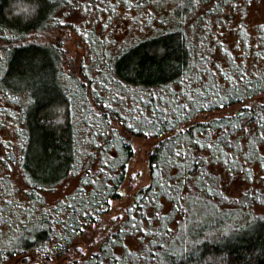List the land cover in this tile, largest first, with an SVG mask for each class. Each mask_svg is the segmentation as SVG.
Here are the masks:
<instances>
[{
    "label": "trees",
    "instance_id": "16d2710c",
    "mask_svg": "<svg viewBox=\"0 0 264 264\" xmlns=\"http://www.w3.org/2000/svg\"><path fill=\"white\" fill-rule=\"evenodd\" d=\"M148 1L159 2L134 0V4ZM49 2L52 5L49 17L36 23L29 18L31 0H0V27L6 30L8 36L19 37L9 43L0 33V51L7 49L6 56L11 61L13 72L20 65L35 67L43 64L47 73L46 87L38 92L31 86V78L27 81L18 78V83L26 84L25 90L13 91L0 87L1 99H10L19 104L17 123L10 120L16 127V135L11 145L4 147L0 143V205L7 209L0 215V264H57V257L63 258V264H100V261L117 264L113 256H122L121 264H163L161 257L155 254L163 255L164 245H171L174 241L170 232L164 231L173 215H189L194 208L200 211L208 201L220 198V188L214 181L220 174L217 169L228 171L239 167L225 164L222 159L198 162L202 156L216 153V148H200L196 140L203 138L207 143L219 139L226 151L234 152L238 164H241L240 158H246L264 167V158L260 156L264 151V138L258 135L259 131H264V126H261V117L264 116V29H261V25L264 22L258 26L256 36H250L243 21L241 5L237 3L239 7H234V10H237L238 22L234 35L237 38L238 57L226 53L222 55L224 44L219 28L225 26L223 23H228L225 16L232 13L226 12V9L233 8L232 3L219 0L220 6L216 8L217 0H200L198 5L194 0L192 4L172 0L173 8L169 14H164L158 4L155 12H149V17L146 16L149 30L155 28L148 36L118 52L103 56L100 64L107 74L123 90L133 93L131 106L136 110L139 107L143 109L142 113L137 112L136 119L126 121L123 128L126 129L128 123L135 124L140 131L128 129L130 136L154 139L144 152L146 185L121 200L120 189L126 185L128 167L135 151L123 138L122 132L109 128V117L116 119V113L109 111L102 99L92 104L86 102L88 106L94 104L104 112L95 117L98 124L91 122L88 115L92 112L91 108L82 112L77 109L76 99L85 95L83 89L80 91L81 86L84 88L82 82L89 83L85 69H95L97 62L93 60L83 64L85 62L82 61L76 65L47 40L53 32L63 30L62 24L52 22V18L66 21L69 14H74L80 8L76 5L81 4L82 0H73L71 4L66 0ZM84 2L92 4L94 0ZM210 17L214 18L216 26H212ZM159 20L161 24L156 23ZM178 20L180 23H177ZM63 25L70 26L68 22ZM177 32L180 33L179 37ZM29 36L33 40H27ZM218 36L221 37L219 41L222 46L215 39ZM25 40L28 42L25 43ZM217 47H220V52L214 50ZM165 52L168 55L165 56ZM212 54H217L220 61L212 64ZM233 58L237 64L243 62L253 85L251 89H246V84L241 83L237 94L232 92V82L226 81L219 71V66H223L229 69L231 75H236ZM62 61L75 79L79 77L78 87L70 88L63 81ZM211 69L217 70L215 77ZM256 73H260V76ZM198 76L203 80H198ZM8 81L13 82V77H8ZM212 82L216 83L217 91L224 89L222 98L210 94L206 102L190 105L187 119L174 122L177 127L192 125L185 133L166 139L172 136L173 129L164 122L160 109L156 110L154 121L159 119L161 123L155 126L148 123L155 104L164 103L153 97L152 92L168 96L175 90L179 95L187 90L195 92L201 84L208 85L211 92ZM24 93L27 96L23 99ZM90 95L96 99V93L92 90ZM245 103H251L253 107L245 110ZM221 104L225 107L221 108ZM237 108L245 111V116L240 120L230 115ZM78 111L80 118H77ZM167 115L171 117L172 113ZM137 117H140L139 121ZM217 117H221L219 123L216 122ZM145 132L150 134L145 135ZM229 136L232 140L230 144L227 143ZM253 142L258 147H254ZM181 150H187L189 155L175 156V152ZM188 163L191 164L190 168ZM9 164L11 168H8ZM208 169L214 171L213 179L208 175ZM262 172L260 185L264 189V168ZM193 177L197 179L193 181ZM70 180L72 184H69ZM177 180L187 183L173 195L168 191V181H172L175 189ZM188 183L193 185L191 190L187 187ZM208 186L212 188L210 193ZM161 191H164L162 197ZM186 195L191 197L184 203L188 212L176 207ZM81 197L94 207L77 211V220L72 215V209L78 207ZM166 198H169L170 205L166 215L155 212L154 216L159 218L146 219L148 204L151 206L154 201L159 203ZM6 200L13 203H5ZM109 200L111 204L107 203ZM116 201L121 203L116 205ZM262 201L264 192H255L246 198V206H264ZM83 211L94 212L95 216L83 217ZM121 212L124 213L123 217H120ZM113 216L117 219L112 220ZM105 217L109 219L105 220ZM79 223L86 226V231H79ZM38 224L42 227H36ZM246 225L184 245L185 250L180 256L173 259L169 253L165 260L168 264H264V254H261L264 220L258 216ZM73 228H77L76 233L72 232ZM121 228L123 231L119 230ZM213 228L215 226L203 223L195 226V232L202 230L204 237ZM57 233H61L63 239ZM147 233H153L154 237L147 239ZM161 237L163 244L151 243ZM129 238L143 241L147 246H127L132 250L129 252L124 247ZM58 243L64 247H56ZM78 243L84 244V252L74 246ZM102 243H107V247L99 251ZM150 254L155 259H149Z\"/></svg>",
    "mask_w": 264,
    "mask_h": 264
},
{
    "label": "rangeland",
    "instance_id": "374dc122",
    "mask_svg": "<svg viewBox=\"0 0 264 264\" xmlns=\"http://www.w3.org/2000/svg\"><path fill=\"white\" fill-rule=\"evenodd\" d=\"M59 1L62 2L63 0ZM84 1L85 0H82V3L79 4L81 7L78 8L74 14H69L66 22H68L70 26L65 27V25L62 24L61 28H63V30L59 29L53 32L47 40L55 45L60 53L67 55L70 60L74 61L76 65L80 64L82 61L85 62L83 64H88V61L92 62L93 60L95 61H93L94 63L97 62L95 69H88V71L85 69V76L88 77L89 83L87 85L82 82L84 88L81 86L80 91L83 89L85 95H81V97L79 96L78 99H76L78 102L77 109L81 112L89 110L91 106H88V104L94 102V97L90 95L91 90L93 92L98 91L103 98L106 96L110 98L108 101L113 104L112 110L120 109L119 115L115 116L116 119L111 118V121H108V123L110 129L121 131L124 129L123 124L126 121H130L129 118H127L128 114L126 113L125 105L126 101L131 98L133 93L131 90L126 92L120 85L115 83L113 77L107 74V71L100 63L104 60L103 56L118 52L120 49L132 45L148 36L151 33L150 31L155 28H150L149 30L146 16L149 17V12H155L158 4H160V10L164 12V14H169L173 8V2L172 0H164L163 2L159 0L158 3L156 1H148L140 5L134 4L132 8H129L127 0H94L92 4ZM227 1L232 3V0ZM237 3L241 5L244 15L243 21L248 34L255 37L258 26L264 22V0H252L251 4H248L247 0H237ZM83 5H88V11H84ZM112 8H115V11H112ZM236 11L234 7L226 9V12H231L232 14H227L225 16V21L228 23H223L225 26L219 28L220 34L223 35L222 43L224 44V52L222 51V55L226 53L227 55L238 57L239 50L236 44L237 38L234 35L237 29L236 22H238L235 14ZM140 21H143V23H140ZM209 21L213 22L212 26H216L213 17H210ZM156 23L161 24V21H156ZM105 25H107V27H105ZM85 33H87V35ZM217 38H215L217 43L222 46V43L219 41L221 37L218 36ZM27 40H33L32 36H29ZM214 50L220 52V47L214 48ZM216 55H211L210 61L212 60V64L220 61L217 59ZM61 75L68 87L76 88L79 86V77L77 76L78 79H75L69 73V69L64 61H62ZM106 78H108L111 83V89H109L107 83L104 86H101L99 83L100 80ZM93 86H95L94 90ZM0 87L13 91L18 89L25 90L26 84L17 83V85H15L12 81H7V84H5L4 81L0 80ZM115 92H121V95L124 96L125 99L122 101H113L112 95ZM25 96H27L26 93L22 94L23 99ZM18 107L19 104L12 100H3L0 98V143L4 144V147L10 144V142L13 141V136L16 135V127H14L11 121L17 123ZM80 111L77 113V118H80ZM88 115L91 118V122H97L98 124L99 121L94 117L93 112ZM116 120L119 121L117 122ZM2 122L4 123L3 125L1 124ZM123 138L128 140L130 136L128 133H124ZM153 141L154 139L132 138L131 145L135 151V156L128 167L126 185L124 184L120 190V194L123 198L132 194L136 188L146 185L147 174L144 152ZM240 160L241 164L239 165L243 167H236L228 171H221V168L217 169V172L220 171V174L214 178V181L217 182L220 188V198L208 201L206 207L200 211H196V208H194L189 215L187 213L183 217H180L178 214L173 215L170 223L167 225V228L172 229L170 237L172 241H174L171 245H175V247L179 248L181 244H192L193 242L201 240V238H208L214 234L218 236L222 233L231 232L233 229L246 227V224L251 223L256 217L264 215V213L260 211L264 206H246V198L252 196L249 195V193L264 192V189H262L260 185L261 181H263L262 171L264 167L246 158H240ZM245 160L248 162L245 163ZM249 169H251V175L248 174ZM208 171V175L213 179L215 176L214 171L212 169H208ZM133 173H136V175H132ZM72 182L73 181L70 180L69 184H72ZM161 189L166 190V188ZM163 192H160L161 197L163 196ZM123 198L121 200H123ZM168 199L169 198L164 199L163 202L161 200L159 203L154 201L151 203V206L148 204V211L145 214V218L148 220L156 217L159 218V216H154L155 212L166 215L170 209ZM115 203L118 205L121 201H116ZM108 219L109 217H105V220ZM203 223H208L209 226H215V228L211 229L209 234L204 237L202 230L198 233L195 232V226H201ZM154 224L156 226V223ZM149 236L152 238L154 237L153 233L146 234L147 239H149ZM125 243L130 248L135 246L140 248L147 246L143 241L138 242L137 239L130 238L127 239Z\"/></svg>",
    "mask_w": 264,
    "mask_h": 264
},
{
    "label": "snow or ice",
    "instance_id": "6c2138e0",
    "mask_svg": "<svg viewBox=\"0 0 264 264\" xmlns=\"http://www.w3.org/2000/svg\"><path fill=\"white\" fill-rule=\"evenodd\" d=\"M67 3L71 4L73 2V0H66ZM89 2H91V0H89ZM141 2H143V0H141ZM182 2L186 3V4H192L193 0H182ZM225 2L227 3V0H225ZM248 4L252 3V0H247ZM128 3V7L132 8L134 6V0H127ZM194 3L196 5H198L200 3V0H194ZM220 4H219V0H217L216 3V8H219ZM232 6L233 7H237V0H232ZM52 5L50 4L49 0H31V5L29 7V18L31 21H34L36 23L41 22L43 19L48 18L49 17V13L51 10ZM76 7H81L80 5H76ZM111 7V6H110ZM84 11H88V5H83ZM112 11H115V8H112ZM65 15H67V13H65ZM136 19V18H133ZM52 22H58V23H66L65 20H60L58 17L52 18ZM140 23H143V21H140ZM177 23H180V20L177 21ZM105 27H107V25H105ZM240 27L243 29V25L241 24ZM261 29H264V25H261ZM0 33H3L5 35V37L7 38V40L9 41V43H11V41L13 39H19V37H14V36H8L6 30L3 27H0ZM87 35V33H85ZM31 35V34H29ZM176 35L179 37L180 33L177 32ZM28 41L25 40V43H27ZM179 42V41H178ZM19 46V45H17ZM167 47V46H165ZM6 51L7 49L0 51V80H3L5 82V84H7L8 81V77H13V84H16L19 82L18 78H22L25 79V81H27L28 78H31L32 80V87H34L35 92H38L41 90V88L46 87L47 84V73L46 70L43 67V64H39L35 67L33 66H28L25 67L24 65H20L19 67L16 68L15 72H13L12 67H11V61L8 60L7 56H6ZM164 55H168L167 52L164 53ZM164 57L162 56L161 59H163ZM203 59V58H202ZM233 66L236 70V75H231L229 69H225L223 66H219V71L224 75V78L226 81H231L232 82V92L234 94L238 93V89L241 85V83L246 84V89H251L253 87L251 81L249 80V74L248 72L245 70L244 64L243 62L237 64L235 61V58H233ZM7 64L8 67H4V65ZM216 69H211V74L213 77L216 76ZM54 71H53V75H54ZM257 76H260V73H256ZM198 80H203L202 77H197ZM100 85L104 86L106 83L108 84L109 89H111V83L109 82L108 78L100 80ZM95 89V86H93V90ZM34 92V94H35ZM224 92V89H221L220 91L216 90V83L212 82L211 83V92L209 90V86L205 85V84H201L200 86H198L195 90V92L191 91V90H187V91H183L181 92L179 95L175 92V90H172L170 92V94L168 96H165L163 94H158L156 92H152L151 95L157 99H159L160 101H163L164 103H156L155 107L152 109V113L153 116L148 118V123L149 124H153V126L158 125L161 123V121L159 119H155L154 121V117H155V113L157 109L161 110V114L163 115V119L164 122H167L169 124L170 127H172V136L171 137H166V139H171L172 137H176L180 134H183L187 131L188 128H191L192 125H187L186 127H177L175 125V121L176 120H185L188 117L189 112L191 111L190 105L195 106L197 103H201V102H206L207 97L211 94L214 97L217 98H222V93ZM100 93L97 91L96 92V96H99ZM183 97V99H182ZM199 98V99H198ZM237 98H241L237 96ZM13 99H16L15 96H13ZM125 97L121 95V92H115L112 95V100L113 101H117V100H124ZM103 104L107 107V108H112L113 104L110 103L108 100H104ZM139 107V106H138ZM221 108H224L225 105L221 104L220 105ZM253 107V105L251 103H245L243 105V109H251ZM141 111H143V109H140ZM117 113H120V109H116ZM171 112L172 116L169 117L167 115V113ZM97 116L101 115V112H97L96 113ZM122 115V113H121ZM230 115H234L238 120L242 119L245 116V111L241 110L240 108L237 109H233L232 113H230ZM221 117H217L216 118V122L219 123ZM137 120H140V117H137ZM109 121H111V117H109ZM244 123L246 124L247 121H244ZM242 125H234L233 127H239ZM261 126H264V116L261 117ZM128 129H134L135 131H140L139 128L136 127L135 124L132 123H128L127 124V128L124 129V133L127 134V130ZM225 131H227V129H225ZM150 133L145 132V135H149ZM259 137L264 138V131H259L258 132ZM231 136L228 137L227 139V143H231ZM196 144L200 147V148H204L207 147L209 149L212 148H216V153H209V155L207 156H202L200 158V161L198 162H202V161H209L210 159H222L224 161L225 164H233V165H237L239 167H243L242 165L238 164L237 161V156L234 154V152H228L225 149L224 143L221 142L219 139H217L215 142L212 141H208L207 143H205V140L202 138L200 140H196ZM253 146L254 147H258V145H255V143L253 142ZM242 147V146H241ZM254 154V153H253ZM189 155V152L187 150H181V151H177L175 152V156L179 157V156H185L187 157ZM245 155L247 156L248 154L245 153ZM261 158H264V152H262L260 154ZM187 163V161H185ZM248 161L245 160V163H247ZM105 164L108 163L107 160L104 161ZM187 166L190 168L191 164L188 163ZM11 164L8 165V168H11ZM248 174L251 175V169L248 170ZM132 175H136V173H133ZM193 181H195L197 178L193 177L192 178ZM35 181H33L34 183ZM187 183V181H184L183 183L180 180H177L175 189L172 186V181H168V191L172 192L173 195H176V193L179 190H182L184 187V184ZM187 187L189 188V190L192 189L193 185L191 183L187 184ZM207 191L210 193L212 192V188L210 186L207 187ZM249 195H253V193H249ZM153 199H155V197H153ZM189 199H191L190 196H184L181 198V203H178L176 205L177 208L181 209L184 212H188V208L184 207V203L187 202ZM264 202V201H262ZM5 203H13L12 201H8L6 200ZM107 203L111 204V200L107 201ZM206 203V201H205ZM65 204H68V201H65ZM20 207H23L22 205ZM89 207H94V205L90 206L89 204L85 203V200L83 197L80 198L79 202H78V207L77 208H73L72 209V215L74 218H76L77 220L79 219L78 217L75 216L76 212L79 211L81 208H89ZM5 211H7V209L4 208L3 205H0V215H2ZM260 211L262 213H264V208H261ZM83 217H88V216H95L94 212H90V211H83L82 212ZM124 213L121 212L120 213V217H123ZM98 219V217H97ZM117 217L113 216L112 220H116ZM260 219L264 220V216H260ZM135 227V225H133ZM36 227H42V225H36ZM68 225L65 224V228H67ZM79 227V231L80 232H84L86 231V226L83 223H79L78 225ZM120 231H123V229H119ZM226 230V229H225ZM145 232L148 231L147 228L144 229ZM165 232H171L172 229L171 228H167L164 230ZM73 233L77 232V228H73L72 229ZM58 236H61V238L63 239V236L61 233H57ZM33 240L36 239L35 236L32 237ZM69 239H71V237H69ZM97 240L99 239V237L96 238ZM93 243H96V240L92 241ZM11 243V241L9 242ZM151 243L153 245H157L159 244H163V239L162 237L159 240H153L151 241ZM75 247L78 248V250L80 252H84V244L83 243H78L76 245H74ZM56 247L59 248H63L64 246L62 244H57ZM107 247V243H102L101 247L99 249V251H103L104 248ZM124 247L127 249V251L131 252L132 250L130 248H127V245H124ZM48 251H51V249H47ZM185 250L184 249V245L181 244V246L179 248L175 247V245H170V244H165L164 245V252L163 255H161V253H156V256H160L161 257V261L163 262V264H168V261L165 260V256H167L169 253H171L172 258L174 259L177 256H180L182 251ZM93 254H97L98 253H93ZM261 254H264V247L261 248ZM30 259V258H29ZM113 259L117 262V264H121V262L123 261V257L122 256H113ZM149 259H155V256H152L150 254ZM57 264H63V258L62 257H57ZM80 264H82V262H80ZM100 264H104L103 261H100Z\"/></svg>",
    "mask_w": 264,
    "mask_h": 264
},
{
    "label": "flooded vegetation",
    "instance_id": "af4514ba",
    "mask_svg": "<svg viewBox=\"0 0 264 264\" xmlns=\"http://www.w3.org/2000/svg\"><path fill=\"white\" fill-rule=\"evenodd\" d=\"M96 92V91H95ZM108 100V99H110L108 96H106L105 98H103V96L102 95H99V96H96V99L94 98V101H97V100ZM131 98L130 99H128L127 101H126V113L128 114L127 115V118H129V119H136V116H137V112L138 113H142V111L140 110L141 108L139 107V110H136V109H134L132 106H131ZM108 110H111V111H113L114 113H116V115H119L118 113H117V111L115 110V109H113L112 110V108H108ZM90 111H92L93 112V114H94V117H97V115H96V113L99 111V112H101V114L102 113H104L102 110H99L98 108H96L95 107V105L93 104V106L91 105V110ZM124 129H122L121 131H119V132H122L123 134H124V131H123ZM128 133V132H127ZM130 136V135H129ZM132 138H133V136H130V138L128 139V144H131V141H132ZM141 188V187H140ZM140 188H136V190L133 192V193H136L137 191H138V189H140ZM121 190V189H120ZM132 193V194H133ZM121 196V195H120ZM126 196V195H125ZM127 197V196H126ZM126 197H124V198H126ZM121 198H123V196H121ZM123 198V199H124Z\"/></svg>",
    "mask_w": 264,
    "mask_h": 264
}]
</instances>
